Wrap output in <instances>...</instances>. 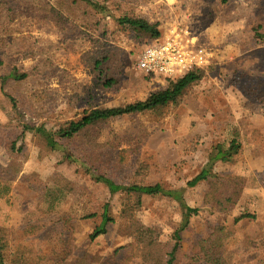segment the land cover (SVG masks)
Wrapping results in <instances>:
<instances>
[{"label":"rangeland","instance_id":"rangeland-1","mask_svg":"<svg viewBox=\"0 0 264 264\" xmlns=\"http://www.w3.org/2000/svg\"><path fill=\"white\" fill-rule=\"evenodd\" d=\"M72 1L37 0L36 11L11 22L10 54L0 53V166L18 164L11 175L0 173V184L10 185L0 196V243L32 248L39 259L31 264H64L66 252V258L79 260L87 251L96 264H141L139 258L127 261L124 248L114 255L131 241L120 228L126 195L91 180L79 164L47 147L36 129L24 131L22 126L30 122L57 129L90 106L124 105L168 85L172 77L147 76L136 68L137 55L154 39L119 26L116 18L130 14L158 23V38L171 35L173 28L196 37L211 59L202 67L203 79L180 102L105 123L97 136L102 167L119 183H160L178 194L144 195L138 212L166 239L185 219L183 202L198 209L181 232L185 253L212 225L224 224L233 231L225 251L227 264H264V0H92L98 7ZM10 3L17 5L16 0ZM51 5L63 8L70 19L67 26L51 17ZM211 10L218 15L205 23ZM93 45L111 53L109 74L116 79L111 88L97 84L86 53ZM38 60L49 65L41 74L19 84L8 81L13 66L30 71ZM8 94L19 99L16 109ZM232 140L240 143L239 152L230 161H219L215 170L226 179L240 180L243 190L233 209L219 212L203 204L207 183L189 186L188 181L215 145ZM61 175L77 187L53 204L48 190H54ZM106 203L115 221L108 225V234L90 241ZM85 212L98 215L78 218ZM63 215L74 217L65 227L58 219ZM180 264L190 260L183 257Z\"/></svg>","mask_w":264,"mask_h":264},{"label":"trees","instance_id":"trees-1","mask_svg":"<svg viewBox=\"0 0 264 264\" xmlns=\"http://www.w3.org/2000/svg\"><path fill=\"white\" fill-rule=\"evenodd\" d=\"M10 1L0 0V53L2 52L4 55L10 54L8 47L11 41L10 35L13 30L11 22L18 17L21 18L25 12L32 13L38 9L35 5L37 0H16V7ZM222 1L227 2V0ZM72 2H87L94 7H98V4L92 0H73ZM212 11L214 10L209 11V16H206L205 23H208L218 15V13H212ZM50 14L52 18L57 20L61 27L67 26L70 22V19L65 15L66 13L63 12L61 6L51 5ZM116 21L121 28L132 30L139 37L156 39L161 35L159 24L152 23L144 17L124 14L117 17ZM256 32H260L258 27L256 28ZM261 35L263 36V34ZM93 47L92 50L86 51V53L89 54L87 59L96 73L97 84L99 83L104 87L111 88L116 82L115 77L109 74L111 53L108 49H104L101 46L93 45ZM24 55L27 56V53H24ZM41 62L42 60H38L33 70L30 71H21L16 66H13L7 74L8 81L19 84L26 80L28 81L32 74H41V71L49 66ZM0 64H2L1 58ZM205 71L206 68L196 67L180 77L174 79L169 78L168 85L165 88L151 92L145 99L118 106H90L84 109L79 117L60 123L57 129H48L44 125L35 127L30 122L22 125L24 131L31 128L36 129L43 141H45L47 147L51 150L61 152L65 160L79 164V168L91 180L103 183L111 193H124L126 195V203L120 211L122 218L120 228L131 238V241L126 245L118 247L114 251V255H117L124 248L129 253V256L126 258L127 261L131 260V258H139L141 264H180L183 257H188L190 264L200 262L206 264H227L225 251L227 244L233 237V231L229 227L224 224L212 225L211 231L206 236L195 240L189 247L188 252L185 253L182 248L181 232L188 228L189 218L197 214L198 209L183 202L182 206L185 219L170 234L168 239H166L156 227L145 224L139 217L138 212L141 208L144 195L157 196L164 194L174 195L175 198H178V194H173V191H165L160 183L142 184L132 182L124 184L117 182L102 167L100 153V149L102 148L100 146L102 145L97 143V136L105 123L127 115L158 112L166 106L180 102L188 88L203 79L206 74ZM8 96L13 107L16 109L20 105L19 99L11 94H8ZM80 138L83 140L86 138L88 140L77 145L76 140ZM15 146L16 143L13 142L11 145L13 151H15ZM21 149V147L17 148V152ZM239 150L240 143L235 140H232L229 145L223 143L215 145L206 164L188 181L189 186H196L200 182L207 183L202 200L203 204L211 210L227 212L233 209L241 198L243 190L242 182L240 180L226 179L215 170L219 161L232 160L233 156ZM16 165L18 164L11 161L7 166H0V173L6 171L11 175L12 166L15 169ZM15 171H18V169H15ZM54 184V190H48L53 204L65 195L74 193L77 187L73 180L62 175L55 179ZM9 190V184H0V196ZM109 210V204L106 203L103 211L100 213V224L89 234L90 241H94L108 234V225L115 221V218L110 214ZM97 215V212H85L78 218L87 219ZM67 217L68 219H66ZM58 219L63 221L62 224L65 227L67 224H70L69 221H72L74 217L63 215ZM31 226L32 228H36L34 225ZM64 250L63 248L62 252ZM38 256L30 247L13 249L9 245L0 243V264H7L8 261L14 264H31L32 261L36 260L35 258L39 259ZM66 256H69L67 252L61 257L64 264H96V259L93 257L94 254L88 251L79 260L71 257H69L71 259H68Z\"/></svg>","mask_w":264,"mask_h":264},{"label":"built area","instance_id":"built-area-1","mask_svg":"<svg viewBox=\"0 0 264 264\" xmlns=\"http://www.w3.org/2000/svg\"><path fill=\"white\" fill-rule=\"evenodd\" d=\"M167 37L156 38L136 57V68L147 76L180 77L189 70L203 67L211 52L196 37L172 29Z\"/></svg>","mask_w":264,"mask_h":264}]
</instances>
